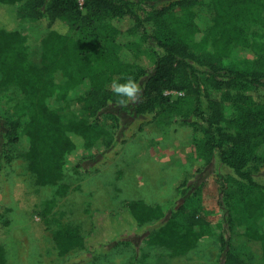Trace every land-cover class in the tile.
<instances>
[{
	"label": "trees",
	"instance_id": "trees-1",
	"mask_svg": "<svg viewBox=\"0 0 264 264\" xmlns=\"http://www.w3.org/2000/svg\"><path fill=\"white\" fill-rule=\"evenodd\" d=\"M35 21L47 29L41 66L30 62L22 34ZM71 23L75 37L68 35ZM263 33L264 0H0V88H12L8 97L22 96L28 106L20 112L0 107V178L19 144L37 184L57 185L78 147L107 156L123 143L120 112L160 123L179 118L192 126L195 158L224 169L216 177L219 229L193 217L181 220L192 198L184 183L178 189L184 204L169 214L143 200L124 202L117 213H99L100 243L134 225L154 226L147 243L179 256L201 236L217 233L219 264H246L228 244L227 233L237 227L260 243L264 264V183L258 181L264 170ZM254 45L262 48L253 60L235 55ZM145 52L152 58L150 70L140 63ZM128 76L143 91L137 103L121 107L108 86ZM170 91L182 95L173 98ZM71 102L82 105L83 116L65 122L59 111ZM103 116L112 120V132L100 123ZM53 240L63 256L84 248L86 237L81 226L59 223ZM0 264H6L1 240Z\"/></svg>",
	"mask_w": 264,
	"mask_h": 264
},
{
	"label": "rangeland",
	"instance_id": "rangeland-1",
	"mask_svg": "<svg viewBox=\"0 0 264 264\" xmlns=\"http://www.w3.org/2000/svg\"><path fill=\"white\" fill-rule=\"evenodd\" d=\"M5 14L9 17V12ZM201 16L208 24V14L204 11ZM46 32L42 21L31 22L22 30L29 46V60L36 66L44 62L40 46ZM76 34L71 23L68 35ZM262 40L264 43V33ZM261 48L254 45L246 51H236L235 55L253 60ZM140 63L150 70V54H142ZM11 91L12 88H0V107L10 112L23 111V107L27 110L22 96L8 97ZM59 115L65 122L79 120L83 116L82 105L71 102ZM118 116V137L123 143L107 156L99 150L78 147L68 155L57 185L37 184L28 168L23 143L14 149L0 178V240L6 264H219L221 244L217 233L201 236L195 248L179 256L171 255L165 247L147 243L148 232L154 226L134 225L112 239L106 238L103 245L100 243L104 223L99 213H117L124 202L143 200L161 206L169 214L170 208L184 204L185 199L178 196L179 186L184 183L192 198L185 204L182 221L193 217L217 231L223 220L217 178L224 169L195 158L192 126L179 118L160 123L148 115L120 112ZM100 121L112 132V120L103 116ZM258 181L264 183V170ZM242 218L240 221H245ZM261 222L264 226V219ZM59 223L81 226L86 237L84 248L59 255L53 243V232ZM227 237L231 252L246 264H263L259 242L242 236L237 227Z\"/></svg>",
	"mask_w": 264,
	"mask_h": 264
},
{
	"label": "clouds",
	"instance_id": "clouds-1",
	"mask_svg": "<svg viewBox=\"0 0 264 264\" xmlns=\"http://www.w3.org/2000/svg\"><path fill=\"white\" fill-rule=\"evenodd\" d=\"M108 87L118 97V105L121 107L137 103L143 91L141 84L131 76L124 78V82L113 79Z\"/></svg>",
	"mask_w": 264,
	"mask_h": 264
},
{
	"label": "built area",
	"instance_id": "built-area-1",
	"mask_svg": "<svg viewBox=\"0 0 264 264\" xmlns=\"http://www.w3.org/2000/svg\"><path fill=\"white\" fill-rule=\"evenodd\" d=\"M80 4H82V0H80ZM167 93L174 94L176 96L182 95L181 92L178 93V92H172V91H170V92H167Z\"/></svg>",
	"mask_w": 264,
	"mask_h": 264
}]
</instances>
